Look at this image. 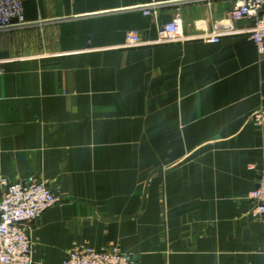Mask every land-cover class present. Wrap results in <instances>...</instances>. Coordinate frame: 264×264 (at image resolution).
I'll return each mask as SVG.
<instances>
[{"label":"crops","instance_id":"0c3cea01","mask_svg":"<svg viewBox=\"0 0 264 264\" xmlns=\"http://www.w3.org/2000/svg\"><path fill=\"white\" fill-rule=\"evenodd\" d=\"M238 2L24 0L26 23L0 38V194L35 176L58 198L32 224L33 264L79 247L131 264H264L250 199L264 55L254 19L228 17ZM177 17L191 39L152 43ZM131 33L149 44L127 46Z\"/></svg>","mask_w":264,"mask_h":264},{"label":"built area","instance_id":"2783aa9c","mask_svg":"<svg viewBox=\"0 0 264 264\" xmlns=\"http://www.w3.org/2000/svg\"><path fill=\"white\" fill-rule=\"evenodd\" d=\"M264 0H239L237 6L229 13V19L238 22L246 18L254 19L250 32L261 56L264 55ZM146 15H156L144 7ZM24 0H0V38L3 31L23 26ZM191 39L185 34L179 17L158 29L154 44L181 43ZM208 41L218 42V34L205 36ZM140 34L127 36V46L147 45ZM251 119L258 126H264V109L255 111ZM258 172L256 189L250 199L255 205L254 212L264 224V160L258 166H252ZM58 198L55 192L40 182L35 176L26 180H2L0 194V264H33L34 241L31 234L32 224L48 209L55 206ZM131 256L115 248L97 250L90 247H79L66 255L63 264H131Z\"/></svg>","mask_w":264,"mask_h":264}]
</instances>
